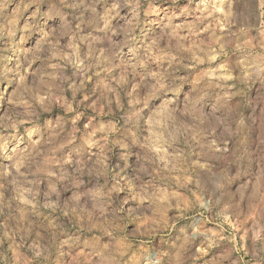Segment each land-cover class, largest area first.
I'll return each instance as SVG.
<instances>
[{"label":"rangeland","instance_id":"obj_1","mask_svg":"<svg viewBox=\"0 0 264 264\" xmlns=\"http://www.w3.org/2000/svg\"><path fill=\"white\" fill-rule=\"evenodd\" d=\"M55 2L0 0V264H115L106 253L93 251L82 241L98 234L101 224H118L120 215L132 207L138 217L142 264L155 261L157 253H164L160 264H264V169L234 192L213 189L203 182L197 186L196 174L205 171V160L189 159V147L178 145L156 96L149 105L157 114L154 120L141 121L139 143L132 157L135 160L138 155L146 169L142 182L135 184V201L124 199L128 189L123 182L119 193L124 199L123 209L106 203V193L115 181L95 190L87 210L92 212L88 223L97 228L85 231L77 243H72L79 235L76 229L61 234L55 225L49 226L52 210L44 205L56 203L57 196H45L46 173L37 172V168L56 172L59 165H46L36 157L28 144L27 131L50 114L71 117L70 123L77 127H91L87 120L95 117L93 124L102 130L94 138L123 139L116 119L129 107L126 93L147 97L145 82L154 83L155 73L182 65L181 74L194 82L204 99L214 98L219 109L217 118L198 130V151L202 149L211 156L210 146L214 145L217 154L226 152L249 160L254 155L264 157V49L237 51L233 38V30L242 23L237 13L244 9V0H70L76 7L60 9V13L70 12L90 22L81 25L79 31L76 25L80 20L73 21L71 15L66 23L59 16L55 21L47 18L55 11ZM90 5L95 6V13ZM128 26L147 51L139 67L133 71L125 57L106 65L111 72H89L82 92L74 98L67 91L63 99L58 95L49 99L41 78L47 83L51 74L59 76L53 65L70 74L69 60L77 56L83 60L90 46L93 50L112 47L124 38V32L115 34L110 29ZM106 35L111 40L105 39ZM84 37H96L99 42L90 45ZM96 57L99 59V51ZM105 75L108 79H100ZM82 79L78 77L77 83ZM117 81L121 83L117 85ZM97 84L101 91L105 85L110 86L109 99L124 107L107 114L104 101L97 102V96L91 94ZM77 105L84 115L76 111ZM71 147L65 145L56 152L57 159L63 153L75 162ZM20 159L27 163L17 171L15 165ZM110 160L115 162V156ZM65 167L71 171L70 164ZM129 171L121 175L128 179ZM54 187L59 191L60 185ZM70 195L60 194L61 205ZM60 218L66 219L62 215ZM133 226L128 224L127 230ZM250 233L261 238L250 240ZM22 240L23 246H19Z\"/></svg>","mask_w":264,"mask_h":264},{"label":"clouds","instance_id":"obj_2","mask_svg":"<svg viewBox=\"0 0 264 264\" xmlns=\"http://www.w3.org/2000/svg\"><path fill=\"white\" fill-rule=\"evenodd\" d=\"M244 3L245 7L242 12L237 13V19L242 23H238L233 30L236 50L242 51L252 47L264 49V0H244ZM74 7H76V4L70 2V0H56L52 5L55 11L48 14L47 18L55 21L59 16L61 21L66 23L68 16L71 15L73 21L80 20V23L76 25V29L79 31L81 25L87 26L90 22H86L70 12L60 13V9ZM89 7L95 13V6L90 5ZM108 27L109 25L106 22L105 28ZM110 31L115 34L123 31L124 38L118 43H113L110 48L93 50L90 46L89 52L85 53L83 60L78 56L73 60H69L68 63L72 65L70 74H65L59 65H53L52 67L59 71V76L57 77L55 73L51 74V78L47 83L41 78V84L47 90L50 100L54 99L56 95L63 99L67 91H71L74 98L76 93L82 92L85 83L90 78L89 72L93 75L98 72H111V68L106 67V65L117 60H123L127 57L133 71L140 66L141 60L147 57V51H143L144 43L139 42L137 36L132 34L131 26L119 30L110 29ZM45 35H50V33ZM82 39H88L90 45L99 42V38L96 37H84ZM105 39L111 40V37L106 35ZM253 41L256 42L255 45H253ZM124 48H127L128 51L125 52ZM96 51L100 53L99 59L96 57ZM89 54H91V59H89ZM133 61H135V64H132ZM64 67H67V64ZM180 67L182 65L171 66L170 71L163 70L155 73L154 83L152 81L145 82L143 87L149 88L147 97L142 98V93L135 95L126 93V102L129 107L120 112L118 114L119 118L116 119V124L123 130V139L109 140L107 136H102L99 139L94 138L96 132L102 130L93 124L95 117H89L87 120V124L91 127H77L75 123H70L71 117L50 114L44 117L42 124L27 130L28 144L35 152L36 157L40 158L46 165H59L56 172L42 168H37V172L44 171L46 173L43 177L48 182V191L45 196L49 197L51 193H55L57 196L56 203L44 205L45 208L52 210L49 213L51 217L49 226L55 225L61 234L76 229L79 235L72 240V243H77L80 237L84 236L85 231L91 232L93 228H97V225L88 223V219L92 216V212L87 210L89 198L94 199L95 190L108 186L110 180L115 181V183L111 185L106 193V203L123 209L124 199L135 201V184L137 181L142 182L141 175L146 169L142 166L138 155L135 160L132 157L136 153L139 143L141 121L144 120L147 123L154 120L157 114L154 107L149 105V101L154 96L159 100V109L166 113L167 121L171 123L178 145L183 144L189 147L188 158L196 157L197 162L201 157L205 160L202 166L205 171L196 174L197 186L203 182L211 185L213 189L234 192L240 187L241 183H247L249 180L254 179L255 173L264 169V157L257 155L249 160L233 157L232 154L226 152L217 154L214 145L210 146L213 148V155L211 156L202 149L198 151L201 148L197 140L198 130L204 129L210 120H215L219 109L214 98L210 97L206 100L197 93L194 82L181 74ZM80 76L83 79L77 83V78ZM100 79H108V76L105 75ZM116 83L119 85L121 81ZM261 87H264V84ZM121 90L123 91V89ZM111 91L112 88L108 85H105L104 91H101L100 84H97L95 90L91 93L93 96H97V102L104 101L109 110L107 114H113L114 109L124 107L123 104L109 99L108 93ZM85 108H87L86 105ZM145 109L148 110L147 114H145ZM76 111L84 115L79 105H77ZM34 114L39 115L38 113ZM146 115L147 120L145 119ZM108 130H111V126ZM33 136L36 138L33 139ZM57 145H59L58 148ZM65 145H72L69 152L77 157L75 162H70L63 153L57 159L55 153L59 152ZM94 148L96 151H93ZM112 156H115V162L110 160ZM106 161L107 163H105ZM26 163L27 161L24 159L18 160L15 165L16 170L19 171V168L25 167ZM121 163H123V167H121ZM69 164L71 171L65 167ZM97 165H101V167H97ZM189 166L191 167V165ZM126 171H129L128 179L121 175L122 172ZM85 178H87V182ZM101 179L104 181L102 185L100 184ZM121 182H123L125 189H128L124 199L119 198ZM190 182L191 180L186 181V183ZM39 183L40 179L38 178L36 181L37 186ZM57 184L60 185L59 191L54 187ZM89 184L92 186L89 187ZM61 193H71L70 196L64 198L63 205L60 203ZM82 197L83 202H81ZM92 209L93 211L96 210L94 203ZM135 212L134 207L129 208L127 212L120 215L119 223L116 225L104 226L101 224L99 233H94L90 239L85 237L82 243L85 247H92L93 251L99 250L101 253H106L107 257L115 264H142L139 228L136 226L138 217ZM52 213H57V215L52 216ZM100 213L103 215L104 210L101 209ZM61 215L66 219H61ZM81 217L84 220H81ZM128 224L134 225L130 231L127 230ZM260 238L255 233L249 235L250 240ZM13 245H15L14 239ZM19 246H23V240ZM60 247H63V243ZM163 256L164 253H157L156 260L149 261L148 264H160Z\"/></svg>","mask_w":264,"mask_h":264}]
</instances>
